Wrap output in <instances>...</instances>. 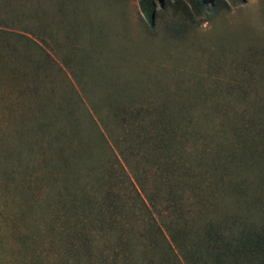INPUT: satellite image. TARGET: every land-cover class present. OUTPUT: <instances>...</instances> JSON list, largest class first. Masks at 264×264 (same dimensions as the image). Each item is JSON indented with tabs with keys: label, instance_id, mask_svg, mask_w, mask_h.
Wrapping results in <instances>:
<instances>
[{
	"label": "trees",
	"instance_id": "obj_1",
	"mask_svg": "<svg viewBox=\"0 0 264 264\" xmlns=\"http://www.w3.org/2000/svg\"><path fill=\"white\" fill-rule=\"evenodd\" d=\"M25 1L0 0V84L11 93L6 109L0 108V116L7 113L0 117V192L12 191L4 206L27 209L29 229H37V212L50 221H44L48 229L53 221L71 225L65 233L82 238L88 250L92 246L86 240H109L101 252L109 264H264V196L258 193L260 180L251 177L264 161V43L252 44L245 54L258 69L256 85L223 81L205 89L198 84L197 100L171 101L170 88L155 77L159 93H144L151 85L138 75L143 67H119L124 76L119 80L111 72L121 76V71L107 62L90 67L70 62L77 33L56 32L61 38L55 40L42 20L53 0H32V7ZM81 1L96 12L109 0ZM156 1L161 10L173 4L137 0L146 31L155 27ZM177 1L180 14L194 23L241 0ZM54 2L67 14L82 5ZM188 28L180 16L164 25L165 32L134 35L151 40L152 33H159L162 44L176 46L190 37ZM132 37L134 53L141 47ZM219 38L216 51L226 58ZM128 54L119 59L130 62ZM129 68L137 75L128 82ZM184 80L173 78L174 95L176 88L186 93ZM257 84L262 90L255 95L250 90L259 91ZM236 93L244 109L228 113ZM204 101L206 111L193 114ZM216 119L233 136L203 144L204 124ZM42 185L46 192L36 198L33 190ZM30 239L24 234L21 241L29 246Z\"/></svg>",
	"mask_w": 264,
	"mask_h": 264
},
{
	"label": "rangeland",
	"instance_id": "obj_2",
	"mask_svg": "<svg viewBox=\"0 0 264 264\" xmlns=\"http://www.w3.org/2000/svg\"><path fill=\"white\" fill-rule=\"evenodd\" d=\"M19 1L22 2L23 0ZM96 1L89 0L91 3ZM42 2L43 0H41ZM72 2L77 5L82 4L81 0H72ZM171 2H173L172 5H168L161 10L156 1L157 15L154 19L155 27L151 31L143 29L142 22L146 23L147 20L140 12L137 0L102 2V4L97 5L98 12L89 10L86 4H82L74 14H67L53 0L52 3L47 5L50 7L44 8L41 14H43L42 20L46 31L56 34L55 40L61 38L59 33L56 32H64V35L65 32L77 33L76 36L78 37L75 40L78 43L74 40L70 45L71 53L68 56L70 62H79V66L85 65L87 67L103 65L107 62L109 65L116 67L115 72L121 71L119 67H122V69L143 67L142 70H138V75L147 78L148 84L151 85L147 86L146 92L143 91L148 96L159 93L157 83L153 84L154 77L159 85L170 88L171 98H174L171 101L182 100L187 102L197 100L198 88L196 86L198 84H202L203 87L208 85V88L214 85H223V81L229 84L243 82V84L250 86L256 85V81L259 79L258 69L253 62L245 59V54L250 46L253 48V45L264 43V0H241L230 5L227 10L221 9L215 16L208 19L201 18L199 22L194 23H190V20L184 14H180L181 4L179 1L171 0ZM25 3L28 7H32L34 4L32 0H26ZM51 7L55 8L51 10L49 9ZM56 9L58 11H54ZM175 12L177 14H174ZM177 15L179 16L177 17ZM180 16L189 24L187 32H192L184 43L178 42L176 46L162 44L159 40V33H152L151 40L143 38L141 35H134V32H165L164 25L171 19H179ZM57 25H60V27H57ZM13 29L17 30L18 28L13 26ZM71 29L72 31H69ZM87 33H89V36L90 33L92 34L89 41L87 40L88 36H85ZM130 36H133L134 44L141 47L140 50L134 53H132L133 47H129L133 42L128 40ZM220 36L223 38L218 47L219 50L221 47L226 49L227 54H222L226 58L217 53L214 45V42H217ZM89 42L91 46L87 44ZM184 44L188 47L183 50V54H180L178 51ZM124 52L129 53L130 62L126 58L124 60L119 59L123 57ZM95 56L99 59H94ZM111 74L114 77H119V80L124 77L122 76L123 71H121V76L114 72H111ZM125 74L126 78L124 80L128 82V79L135 80L136 69L129 68ZM174 77L185 79V94H181L176 88L174 95L175 88L172 85ZM140 84L143 86L146 82L140 80ZM257 85L259 91L250 90L255 95L256 92L260 93L262 90L259 84ZM168 87L165 88L168 89ZM165 88L162 92H165ZM238 93L233 94L235 99L230 98L227 108L231 109L227 111L228 113L244 109V105L238 103ZM9 94H11L10 87L1 83L0 108L4 106V110L9 102ZM254 98L251 97V100ZM212 99L215 101L213 97ZM156 101L157 99L154 96L152 102ZM204 103V105H198L199 107H196L195 110L192 109L193 114L204 113L207 109V102L204 101ZM194 107L192 106V108ZM221 109L224 111L222 107ZM216 112L212 113L219 115L218 111ZM0 117L7 118V113ZM6 118H3V120ZM216 122L217 119L213 123L207 122L204 124L202 128L204 138L201 140L203 144L210 146L216 140L230 139L233 136L231 131L223 130ZM9 127L4 128L11 132ZM11 133L14 135V130ZM253 145L254 147H260L261 143L253 141ZM258 166L254 172H251V177L256 176L260 180L261 187L259 186L258 193L260 196H264V161L259 162ZM45 188L46 186L42 185L39 190H33V196H36V198L41 197L46 192ZM0 193V264H50L58 260L71 264H109L104 256L106 252L101 253L107 250V248H104V242L109 240L96 239L93 242L96 251L93 244L86 240V244L92 246L88 250L81 243L83 242L82 238H77V235L72 238L65 233L67 230L72 231L74 227L71 225L64 226L57 221H53V227L48 229L44 221H50H47L44 215V220H41V213L38 212L40 221L37 222V229L39 228V230L32 227L29 229L28 223H30L31 217L27 209L22 207L21 204H16L14 207L4 206L7 203L6 199H11L12 191L9 193L10 197L3 194V192ZM24 234L31 236L29 246L21 241ZM31 250H33V253H31Z\"/></svg>",
	"mask_w": 264,
	"mask_h": 264
}]
</instances>
